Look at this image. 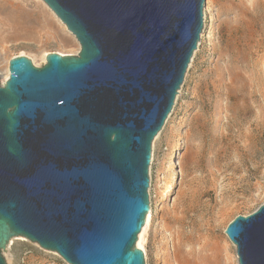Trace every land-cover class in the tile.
I'll use <instances>...</instances> for the list:
<instances>
[{
	"label": "water",
	"instance_id": "95a60500",
	"mask_svg": "<svg viewBox=\"0 0 264 264\" xmlns=\"http://www.w3.org/2000/svg\"><path fill=\"white\" fill-rule=\"evenodd\" d=\"M77 55H25L0 80V264L18 236L70 264H146L152 142L175 104L206 0H44ZM226 234L264 264V203Z\"/></svg>",
	"mask_w": 264,
	"mask_h": 264
},
{
	"label": "rangeland",
	"instance_id": "374dc122",
	"mask_svg": "<svg viewBox=\"0 0 264 264\" xmlns=\"http://www.w3.org/2000/svg\"><path fill=\"white\" fill-rule=\"evenodd\" d=\"M80 49L44 2L0 0L2 84L13 57L40 67L51 52ZM149 177L146 264H187L203 247L216 264H239L225 230L264 203V0L205 1L198 47L152 142ZM9 244L7 264H70L25 237Z\"/></svg>",
	"mask_w": 264,
	"mask_h": 264
},
{
	"label": "bare ground",
	"instance_id": "6f19581e",
	"mask_svg": "<svg viewBox=\"0 0 264 264\" xmlns=\"http://www.w3.org/2000/svg\"><path fill=\"white\" fill-rule=\"evenodd\" d=\"M41 2H44V4H46V6H48L47 5V3L43 0H40ZM49 7V6H48ZM50 8V7H49ZM51 9V8H50ZM52 10V9H51ZM52 12H54L53 10H52ZM72 35L74 36V34L72 33ZM63 54V53H62ZM64 55V54H63ZM8 77H9V70L8 69H6V72H5V75H4V78H3V83H5V81L8 79ZM151 215H152V212L150 211L149 212V214L147 215V217H146V224H145V226H144V228L142 229V231H141V233H140V235H139V237H138V241H137V246H139L140 248H144L143 247V241H144V235H145V231H146V229H147V227H148V225H149V223H150V220H151ZM18 237H22V236H18ZM15 238V237H14ZM13 239V238H12ZM11 239V240H12ZM10 240V241H11ZM9 241V242H10ZM232 241V240H231ZM233 244H234V242H233ZM9 243H8V245H7V248L9 247ZM235 245V244H234ZM236 246V245H235ZM5 250H7V249H5ZM201 250V252L200 253H198L199 255H197V256H195L193 259L191 258L190 259V257H189V259L187 258V256H186V258L187 259H185V261H186V263L187 264H216V256H215V253L213 254H208V253H204V251H206L205 250V248L203 247V248H201L200 249ZM193 251V250H192ZM199 252V251H198ZM194 253H195V251H194ZM191 254V253H190ZM196 254V253H195ZM192 255V254H191ZM191 255H189V256H191ZM238 255V254H237ZM192 257H193V255H192ZM238 261H239V258H238Z\"/></svg>",
	"mask_w": 264,
	"mask_h": 264
}]
</instances>
